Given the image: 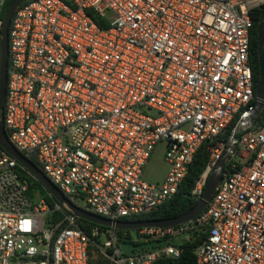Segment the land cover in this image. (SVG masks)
<instances>
[{"label":"built area","instance_id":"built-area-1","mask_svg":"<svg viewBox=\"0 0 264 264\" xmlns=\"http://www.w3.org/2000/svg\"><path fill=\"white\" fill-rule=\"evenodd\" d=\"M263 6L264 0L22 4L9 30L3 122L10 142L36 157L44 174L88 212L116 221L156 209L176 195L201 146L257 107L251 37L254 12ZM261 102L259 116L237 134L208 206L174 227L88 231L65 206L52 208L39 191L30 195L26 169L2 150L0 264H99L90 261L97 257L153 264L179 258V238L198 236L197 264H264ZM161 142L168 170L162 182L150 183L143 173ZM228 147L220 142L213 149L192 188L198 199ZM161 240L168 245L121 248Z\"/></svg>","mask_w":264,"mask_h":264},{"label":"water","instance_id":"water-1","mask_svg":"<svg viewBox=\"0 0 264 264\" xmlns=\"http://www.w3.org/2000/svg\"><path fill=\"white\" fill-rule=\"evenodd\" d=\"M31 0H12L8 5L3 18V25L0 30V146L1 148L13 156L34 178L42 183L48 193L55 198V200L62 206L68 208L74 215L84 221L94 223L103 227L115 228L118 230H138L148 227H174L179 226L189 221H192L199 216L212 200L217 187L223 179V172L225 169V162L237 141V134L245 127L251 125L259 116L263 109L261 100H264V8L262 10L261 18L258 25V53L260 64V80L256 87L255 94L257 97V107L255 110L248 112L243 119L234 127L229 137L228 150L215 163L211 174L208 177L207 184L204 188L202 196L199 198L197 204L189 211L177 217L157 219V220H140V221H125V220H111L103 216L88 212L81 207L72 203L63 192L44 174V172L33 163L28 157L24 156L19 150L10 142L3 122L4 102L6 97L8 68L10 59V40L9 30L12 18L16 10L24 3ZM169 241L161 240L156 242H149L140 245H129L123 243L122 250L125 253L131 252L133 249H143L156 246H167Z\"/></svg>","mask_w":264,"mask_h":264},{"label":"trees","instance_id":"trees-1","mask_svg":"<svg viewBox=\"0 0 264 264\" xmlns=\"http://www.w3.org/2000/svg\"><path fill=\"white\" fill-rule=\"evenodd\" d=\"M12 0H5L2 9H1V19L4 18V13L11 3ZM67 3H70L71 0H64ZM264 6L261 8H257L254 12L253 18V30H252V37H251V60L253 64V71H254V80H255V90L260 80V64H259V53H258V25L261 18L262 10ZM89 15L93 18V20L100 26L104 27V23L99 20L96 16H94L91 12ZM9 67H10V59H9ZM257 101H253V105H256ZM241 114L234 119L231 124L226 128V130L220 134V136L212 141L204 143L201 148L197 151L193 163L190 166V170L186 178L183 180L182 184L180 185L176 195L171 198L170 200L166 201L156 209L147 212L141 213L133 216L123 217L120 220L125 221H140V220H157V219H166V218H173L177 217L181 214L192 209L198 202V198L192 194V188L196 184L197 180L201 177V175L206 170L208 164L211 161V157L213 154V149L218 146L220 142L228 143L229 137L232 133V130L237 125L239 120L241 119ZM263 117H259V121H262ZM3 149L0 146V152ZM29 159L35 163L40 169L41 165L39 164L36 157H29ZM22 175L28 180L30 184V195H34L37 191L40 192L42 196H44L50 206L52 208L56 205V200L52 197L45 187L42 185L40 181L34 178L28 171L21 170ZM62 215L61 212L56 211L54 216L56 218H60ZM82 226L86 228L88 231L93 226H99L102 229H106V227L96 225L94 223L83 221ZM201 236H198L197 239L186 241L182 245V253L179 258H162L154 262L153 264H197V255H196V247L201 240ZM97 242L100 241V238L95 239ZM94 263L99 264H110V261L103 257H97L90 260Z\"/></svg>","mask_w":264,"mask_h":264},{"label":"rangeland","instance_id":"rangeland-1","mask_svg":"<svg viewBox=\"0 0 264 264\" xmlns=\"http://www.w3.org/2000/svg\"><path fill=\"white\" fill-rule=\"evenodd\" d=\"M166 142H161L153 151L148 164L143 173V179L150 183L162 182L168 170V164L165 160ZM34 197L37 195L34 193ZM182 239L184 243L183 237ZM186 242V241H185Z\"/></svg>","mask_w":264,"mask_h":264}]
</instances>
